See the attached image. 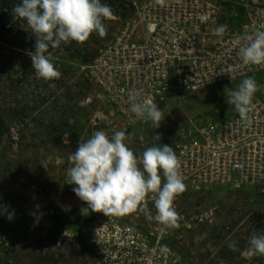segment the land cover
Returning a JSON list of instances; mask_svg holds the SVG:
<instances>
[{"label":"rangeland","instance_id":"obj_1","mask_svg":"<svg viewBox=\"0 0 264 264\" xmlns=\"http://www.w3.org/2000/svg\"><path fill=\"white\" fill-rule=\"evenodd\" d=\"M152 1L127 0L125 9ZM122 20L113 15L105 21L107 35L100 38L96 34L97 41L88 46L93 60L116 38ZM92 61L53 55L52 62L62 73L59 79L46 81L40 89L0 90L4 119L0 131V204L7 206L8 212L14 211L11 220L7 214L0 215L8 222L0 227V243L13 250L11 264H99L92 229L107 217L138 229L146 237L161 233V245L168 247L180 264H264V256L246 254L251 235H264V204H245L241 194H213L199 199L200 206L182 196L174 202L180 216L177 229H164L140 212L124 216L92 212L76 196L75 185L67 183V169L72 166L68 156L78 148L81 137L86 140L101 130L109 137L124 131L126 145L137 155L147 147L163 144L175 149L189 121H213L234 112L227 103L228 92L238 87L183 95L160 105L165 118L157 129L144 120L128 126L91 81ZM10 72L0 63V85ZM64 132L70 134L68 143L64 142ZM155 135L161 139H154ZM148 208L155 215L152 199H148ZM33 212L40 216L38 223ZM79 218L76 230L62 227ZM230 241L237 242V251L228 247ZM150 249L142 253L139 264H172L161 251Z\"/></svg>","mask_w":264,"mask_h":264},{"label":"built area","instance_id":"obj_2","mask_svg":"<svg viewBox=\"0 0 264 264\" xmlns=\"http://www.w3.org/2000/svg\"><path fill=\"white\" fill-rule=\"evenodd\" d=\"M116 38L94 58L89 76L128 126L143 122L130 111L129 92L158 106L183 95L238 86L246 77L259 85L251 126L236 111L213 121H189L174 149L186 185L182 196L195 206L213 194L237 193L245 204L264 203V66H241L245 34L264 26V0H164L128 9ZM227 25L222 37L213 30ZM220 196V195H219ZM175 206V204H174ZM93 227L99 264H139L142 253L161 251V233L144 236L113 217Z\"/></svg>","mask_w":264,"mask_h":264},{"label":"clouds","instance_id":"obj_3","mask_svg":"<svg viewBox=\"0 0 264 264\" xmlns=\"http://www.w3.org/2000/svg\"><path fill=\"white\" fill-rule=\"evenodd\" d=\"M156 3L163 5L164 0ZM12 15L23 20L25 30L35 36V51L28 55L36 77L51 81L59 79L62 73L52 62L49 49L72 42L82 45L94 33L104 38L107 35L104 21L113 17V10L101 0H21L14 6ZM226 31L227 25H220L213 33L222 37ZM241 39L243 44L238 52L241 66H264V26ZM257 91L256 80L246 77L228 92L227 103L245 126L253 122L251 112ZM129 98L132 113L145 123L150 121L155 129L160 127L165 115L152 99H140L135 91L129 92ZM69 135L63 133L65 143L69 142ZM126 139L124 131L109 137L103 130L95 131L86 140L81 137L78 148L68 156L72 166L67 169V183L75 185L74 193L92 212L105 216L140 212L164 229L179 228L180 216L174 201L186 190V185L176 151L163 144L147 147L137 155L126 145ZM154 139L159 141L161 137L155 135ZM148 199L154 202L155 215L148 208ZM4 214L11 220L14 211L8 212L7 206L0 204V215ZM32 215L38 223L40 216L35 212ZM247 244L248 257L264 256V235L253 233ZM228 247L238 250L236 241H230Z\"/></svg>","mask_w":264,"mask_h":264},{"label":"trees","instance_id":"obj_4","mask_svg":"<svg viewBox=\"0 0 264 264\" xmlns=\"http://www.w3.org/2000/svg\"><path fill=\"white\" fill-rule=\"evenodd\" d=\"M21 0H0V63L2 67L7 68L11 72L5 78L0 90L4 89L9 93H15L18 90H25L27 87L40 89L46 86V81L37 78L34 69H32V61L29 52L35 51V36L31 32L25 30V22L12 15L15 5ZM102 3L108 4L113 10V15H119L124 18L126 16L125 9L128 7L127 0H101ZM105 23V21H104ZM96 33L92 34L88 41L82 45L72 42L70 44H62L58 49H49L51 55L64 54L70 57H80L83 63L92 61L89 55L88 46L90 43L96 42ZM44 82V83H43ZM44 101H42L43 103ZM3 116L0 114V131H2L4 122ZM257 204H264L257 202ZM81 219L74 222L64 223L62 227L68 230H76ZM8 225L3 217H0V227ZM0 264H11L12 258L10 254L13 250L9 246L3 247L1 242Z\"/></svg>","mask_w":264,"mask_h":264}]
</instances>
